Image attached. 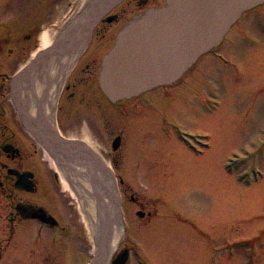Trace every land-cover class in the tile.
<instances>
[{
    "label": "flooded vegetation",
    "instance_id": "af4514ba",
    "mask_svg": "<svg viewBox=\"0 0 264 264\" xmlns=\"http://www.w3.org/2000/svg\"><path fill=\"white\" fill-rule=\"evenodd\" d=\"M16 1L18 5L20 0ZM42 1L43 5L37 9L35 17L30 16L20 22V27L16 30L20 33L17 40L21 41L22 36V42L33 41L34 45L32 42L30 44L35 47L33 52H39L43 50L40 35L50 28L54 34L51 43L53 48L68 38L77 37V45H81L80 54L82 51L83 56L85 53L87 56L80 75L70 78L73 68L79 62L76 60L65 81L56 84L46 81L43 93L35 104V112L31 110L30 100V104L26 105L21 90L17 88V81H0V230L3 236L0 239V260L3 252L13 247L15 256L23 250L27 256L36 258L42 250H54L69 259L88 256L87 264H96L97 257L105 253L109 239L103 237L102 243L97 247L89 233L85 235L77 231L76 237L70 234V228L76 219L71 209L75 200L71 197L78 202L79 199L70 188H66V191L63 187L64 182L70 187L73 179L68 173V162L85 159L93 162L95 175L102 170L105 172L103 165H106L109 176L115 180L112 191L113 207L116 212L115 221L121 227L122 236L115 250L109 255L108 264H113L120 256L124 257V264H131L136 258L143 264H152V261L150 263L142 257L135 232L137 218L146 223L152 219L153 211L147 209L139 195L122 189L124 179L116 173L119 165L133 166L143 164V161L150 164L161 160L160 157L151 155L155 152L153 148L140 146L141 137L149 131L161 132L163 137H168L169 127L175 128L178 131L175 135L182 137L184 133L181 132V122L176 117L180 118L190 107L199 112L203 111L199 108V102L204 107L203 112L214 117L216 121H222L223 117L237 113L238 105L234 99L231 100L232 98L223 94H213L218 91L214 85L222 70L228 71L238 81H245L247 87L249 81L251 85L254 81L252 75L256 73L255 70L259 75L255 80L264 81V71L261 67L249 69L246 66L247 60L253 58L255 53L247 57L233 51V46L227 45L229 30L217 46L203 53L176 81L155 86L132 97L112 101L106 96L99 82L103 56L113 46L119 30L127 21L164 4L166 0H82L83 10L78 9L80 0H72L75 4L69 9L70 14L63 19L55 18L49 25L48 14L53 15L56 12L51 7L58 0ZM11 4L15 2L11 1L5 6ZM58 13L56 15H60ZM20 14H14L13 21H18ZM4 43L0 41V52L4 49ZM31 46L29 50L33 53ZM8 50L13 54V48ZM231 53L240 55L234 57ZM41 54L38 59L45 57ZM243 63L248 68L244 67L245 76L251 78H243L244 72L240 68ZM205 69L213 71V74H204ZM250 88L255 90L253 86ZM257 97L259 98L254 100L258 103L252 105L253 114L258 107L260 93ZM244 98L249 100L250 96L244 95ZM109 134L112 135L110 144L115 156H110V160H107L99 146L106 144ZM196 138L205 145L202 150L197 151L196 158L205 163L215 162L214 149H222L223 137L221 140L220 135L216 137L211 131L197 129ZM263 148L264 138L257 145V149ZM143 149L147 157L138 155ZM167 159L164 158L163 161ZM222 160L228 165L233 158ZM112 164L115 167H111ZM24 172L31 174L26 176L27 181H23ZM42 178L48 179L49 190L45 189ZM39 208L45 210L44 213ZM171 215L168 217L170 221ZM207 223L210 224L208 220ZM187 224L196 232V241L198 237H202L204 243L212 241L211 230L205 231L200 225L201 222L188 219ZM75 238L81 244L80 247L74 242ZM243 242L245 241L238 245H245ZM196 246L200 252L199 262L203 261L205 264H216V252L222 254L220 256L224 253L227 255L230 247L228 243H224L221 248L214 247L213 254L206 257V248H202L200 241ZM203 256L206 257L205 260ZM170 263L176 264L171 261Z\"/></svg>",
    "mask_w": 264,
    "mask_h": 264
},
{
    "label": "rangeland",
    "instance_id": "374dc122",
    "mask_svg": "<svg viewBox=\"0 0 264 264\" xmlns=\"http://www.w3.org/2000/svg\"><path fill=\"white\" fill-rule=\"evenodd\" d=\"M11 1L16 5L5 6ZM42 2L20 0L17 5L16 0H0V41L5 42L4 49L0 52V81H11V77L33 59L34 42H22V36L21 41L17 40L20 33L16 30L19 29L20 22L30 16L35 17V12L43 5ZM73 3L75 4L72 0H58L51 10L65 14ZM18 12L21 13L19 20L13 21L14 14ZM56 12L47 15V25L58 17ZM227 45L233 46V51L247 57L255 53L253 58L247 60L246 66L248 65L249 69L261 67L264 71V4L244 13L233 25L227 35ZM29 46L33 48V53H30ZM9 48H13V54L9 53ZM240 54L232 55L237 57ZM86 56L87 54L83 56L81 51L77 59L79 62L73 68L70 78L80 75ZM246 66L244 63L240 65L243 72L248 69ZM255 72L252 75L254 81L252 85L249 81V87L245 81L234 79L235 76L231 77L225 70L216 78L218 80L214 86H217L218 93L214 91L213 94H223L232 98L231 100L234 99L238 105L237 113L223 117L222 121H216L214 117L203 112L204 107L199 102V108L203 111L199 112L190 107L180 118L176 117L181 122V132L184 133L182 137L175 135L178 131L173 127L167 129L168 137H163L161 132L155 131H149L141 137L140 146L153 148L155 152L151 155L160 157L161 160L150 164L143 161V164L133 166L119 165V171L116 173L124 179L122 189L139 195L146 203L147 209L153 211L152 219L146 223L137 218L135 232L142 257L150 263L152 261V264H171V261L176 264H205L203 261L199 262L200 252L196 245L200 241L202 248H206V257L213 254L214 247L221 248L224 243L230 245L227 255L224 253L220 256L222 254L216 252V264H264V148L257 149L260 139L264 138V81L255 80L259 78L257 70ZM204 74L210 76L213 71L205 69ZM245 74L246 72L243 73V78H251ZM252 86L255 90L250 88ZM258 93L261 98L253 114L252 105L258 103L254 100L259 98ZM244 95H249V100H245ZM195 100L198 101L197 98ZM197 129L211 131L216 137L220 135L221 140L223 137L222 149H214L215 162L205 163L196 158L197 151L205 147L196 138ZM108 132L109 130L107 134ZM109 135L106 144L99 146L107 160H110V156H115L110 144L112 135ZM219 140L218 138L217 143ZM138 155L147 157L144 149ZM151 155L149 154V157ZM164 158L168 159L163 161ZM223 158L233 160L226 165ZM112 166L115 167L114 164ZM47 180L42 178L45 189L49 190L47 184L50 183ZM63 187L66 190L64 184ZM71 199L75 200L71 209L76 219L70 228V234L76 237L78 231L87 235V226L79 202L76 198ZM169 215L172 221L169 220ZM188 219L201 222V227L207 232L211 230L212 241L204 243L202 237H198L196 241V232L187 224ZM1 224L0 219V226ZM2 237L0 230V239ZM74 240L80 247L78 240ZM242 241H245V245H238ZM13 250L15 249L10 247L8 251L3 252L0 264H87L89 261L88 256L69 259L54 250H42L36 258L27 256L23 250L15 256ZM206 257L203 256V259ZM139 261L140 259H133L131 264H143Z\"/></svg>",
    "mask_w": 264,
    "mask_h": 264
},
{
    "label": "water",
    "instance_id": "95a60500",
    "mask_svg": "<svg viewBox=\"0 0 264 264\" xmlns=\"http://www.w3.org/2000/svg\"><path fill=\"white\" fill-rule=\"evenodd\" d=\"M261 3L264 0H166L135 16L122 26L114 45L103 56L101 88L109 99L117 101L176 81L201 54L222 41L245 11ZM41 53L53 54L55 48ZM22 175L27 181L31 174ZM124 262L120 256L113 264Z\"/></svg>",
    "mask_w": 264,
    "mask_h": 264
},
{
    "label": "bare ground",
    "instance_id": "6f19581e",
    "mask_svg": "<svg viewBox=\"0 0 264 264\" xmlns=\"http://www.w3.org/2000/svg\"><path fill=\"white\" fill-rule=\"evenodd\" d=\"M83 1H79L78 9L83 10ZM71 12V11H70ZM70 12L60 13L57 18H66ZM84 15V14H83ZM53 31L48 28L40 35L41 47L50 45L53 39ZM78 38H68L67 41L55 48V53L39 58L35 65L17 78V88L21 90L26 105L31 102V110L35 112V104L43 93L46 81L53 84L65 81L72 70L80 54ZM103 169L94 174L93 162L78 159L68 162L71 179L70 187L64 182L65 187L78 197L83 218L87 224V231L94 239L97 247L102 243L103 237H108L109 244L101 256H98L96 264H108L109 255L115 250L122 236V230L115 221L113 207L114 178L109 176V168L103 165ZM107 259H106V258Z\"/></svg>",
    "mask_w": 264,
    "mask_h": 264
}]
</instances>
